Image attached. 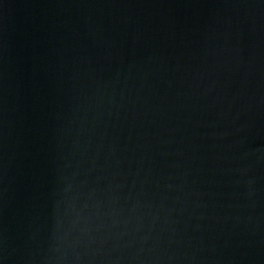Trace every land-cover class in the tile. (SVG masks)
Masks as SVG:
<instances>
[{
	"label": "water",
	"instance_id": "water-1",
	"mask_svg": "<svg viewBox=\"0 0 264 264\" xmlns=\"http://www.w3.org/2000/svg\"><path fill=\"white\" fill-rule=\"evenodd\" d=\"M0 264H264V0H0Z\"/></svg>",
	"mask_w": 264,
	"mask_h": 264
}]
</instances>
